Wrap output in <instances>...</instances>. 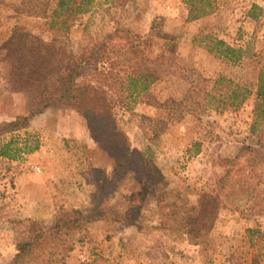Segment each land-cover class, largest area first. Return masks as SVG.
I'll return each mask as SVG.
<instances>
[{
	"label": "rangeland",
	"instance_id": "1",
	"mask_svg": "<svg viewBox=\"0 0 264 264\" xmlns=\"http://www.w3.org/2000/svg\"><path fill=\"white\" fill-rule=\"evenodd\" d=\"M211 1L213 12L191 21L182 0H69L57 18L68 19L63 31L51 25L58 0H0V48L16 27L75 58L107 42L108 60L98 71L120 79L107 90L115 124L163 175L154 191L132 174L114 179L113 161L85 120L67 106L36 110L28 93L3 87L0 64V126L27 119L25 129L0 135V152L11 155L0 157V264H10L24 242L21 222L49 225L60 211H88L102 187L99 207L111 217L29 264H264V163H249L247 150L239 154L243 146L259 148L251 126L260 66L246 58L232 64L206 50V38H213L264 56V0ZM80 3L85 12L74 11ZM252 6L256 22L247 16ZM130 41L138 45L135 56ZM136 58L149 60V70ZM152 70L158 77L144 92L125 90L127 75ZM237 85L246 99L233 108ZM45 186L54 191L51 217H25L24 208L49 207ZM203 197L212 204L209 216L192 228Z\"/></svg>",
	"mask_w": 264,
	"mask_h": 264
},
{
	"label": "trees",
	"instance_id": "2",
	"mask_svg": "<svg viewBox=\"0 0 264 264\" xmlns=\"http://www.w3.org/2000/svg\"><path fill=\"white\" fill-rule=\"evenodd\" d=\"M85 1L82 0L84 5ZM182 1L188 8V18L191 21L207 16L214 10V4L211 0ZM68 2L69 0H58L54 11L56 17L51 21L52 26L58 24L63 31H67L70 27L68 19L58 21L57 18L59 12L69 8ZM83 3L78 4L74 11L78 13L85 12L81 9ZM256 8V6H252L247 15L254 22L257 21V15L253 13ZM69 11L73 13L70 9ZM34 12L32 11L31 14H38ZM152 29H155V27L152 26ZM31 32L29 29L16 27L13 29L8 41L0 48V51L5 52L0 57L1 68L5 73L3 87L11 89L15 93H28L38 111L46 110L54 105L73 108L85 120L90 134L97 141L100 149L113 161L114 179L120 178L124 174H132L140 179L147 188L154 191L163 182L161 171L151 163L144 153L131 149L127 145L125 136L115 124L114 115L112 114L114 103L111 100L112 98L107 96V90L111 87L110 83L120 79H113L98 71V65L104 60H108L107 42H102L99 46L93 47L86 55L75 58L61 46H56L52 42L36 40L33 32ZM122 32L128 40L129 31ZM107 38V41L113 40L112 37ZM157 38L173 40L172 37L164 34H158ZM206 39L210 44L206 47L208 53L232 64L240 63L246 58L260 66L255 92L254 119L251 126V130L256 134L259 148L251 149L243 146L239 154L247 150L253 153V156L248 159L249 163L252 162L255 165L264 163V56L253 52L248 53L243 48H232L221 40ZM137 47L138 45L131 41L127 45L128 51L132 52L133 56L136 55ZM137 62V67L140 69L149 70L146 66L150 62L149 60L142 58L137 59ZM151 62L155 64V61ZM110 65L114 67L115 63ZM95 76H98L97 82L91 80ZM157 77L158 75L154 70L146 75L144 73L127 75L125 90L135 94L142 93L147 89L149 83L155 81ZM80 78H82L81 81H79ZM223 80V77H219L215 82V87L217 88ZM231 94L233 99L231 107L238 108L244 103L246 91L244 93L239 85ZM220 102L226 103L225 100ZM170 103L173 104L174 102ZM26 127L27 119L21 116L16 117L13 121L3 123L0 126V135L22 130ZM0 157L11 158V155L1 149ZM234 160L231 164L234 163ZM102 190L105 189L102 187L98 189V194L93 195L94 205L96 206L88 211L81 212L74 209L60 211L54 216L53 222L49 225H43L33 220L21 222L24 242L18 247L17 253L10 264H29L34 259H39L38 257L50 249L52 245L64 243L68 236L80 231L86 225L110 218V209L99 207L103 202ZM211 206L212 204L203 197L196 210V217L189 221L192 228L209 216Z\"/></svg>",
	"mask_w": 264,
	"mask_h": 264
},
{
	"label": "crops",
	"instance_id": "3",
	"mask_svg": "<svg viewBox=\"0 0 264 264\" xmlns=\"http://www.w3.org/2000/svg\"><path fill=\"white\" fill-rule=\"evenodd\" d=\"M23 178L22 176L19 177V180ZM43 194L46 201L45 205H49V207L44 208L42 205L39 206V209L32 208V209H23L24 216L28 218L33 219H48L51 217V214L53 213L52 207H53V195L54 191L50 189V187H44L43 188Z\"/></svg>",
	"mask_w": 264,
	"mask_h": 264
}]
</instances>
